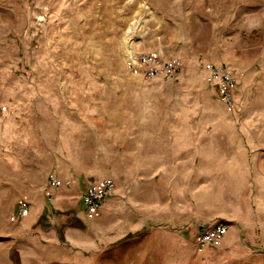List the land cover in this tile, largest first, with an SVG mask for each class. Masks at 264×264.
I'll list each match as a JSON object with an SVG mask.
<instances>
[{
	"label": "rangeland",
	"instance_id": "1",
	"mask_svg": "<svg viewBox=\"0 0 264 264\" xmlns=\"http://www.w3.org/2000/svg\"><path fill=\"white\" fill-rule=\"evenodd\" d=\"M131 51L177 59V68L132 70ZM207 63L232 73L233 104ZM14 101L29 106L26 121L50 115L52 104L81 113L83 145L148 177L126 192L141 200L142 216L153 215L141 229H153L152 244L128 264H169L181 233L192 239L231 204L259 220L264 213V0H0V104ZM153 190L174 219L151 213ZM196 202L207 217L181 227ZM13 207L0 194V264H71L65 242L28 245Z\"/></svg>",
	"mask_w": 264,
	"mask_h": 264
},
{
	"label": "crops",
	"instance_id": "2",
	"mask_svg": "<svg viewBox=\"0 0 264 264\" xmlns=\"http://www.w3.org/2000/svg\"><path fill=\"white\" fill-rule=\"evenodd\" d=\"M50 106V115L26 121L25 117L29 115L24 118L23 115L29 106H21L16 101L0 104L3 110L0 116V156L6 164L0 171V194L7 204L14 206L12 211L18 198L28 200L27 211L19 215L20 231L28 238L27 244L40 247L45 243L59 248L60 243L65 242L73 251L71 264H128L141 260L139 253H146L147 247L150 248L153 233L151 228L141 229L144 221L153 215L142 216L141 200H136L137 197L126 190L135 188L136 182L148 177L140 179L139 174L118 168L124 157L107 158L103 151L101 154L90 151L83 145L87 140L84 138L88 124L85 116L69 114L68 109L58 107H55V114L54 105ZM26 141L32 146L30 156L23 154ZM121 149L119 146L117 150ZM143 154L148 155V151ZM157 162L155 158L151 164ZM112 163L111 167L116 169L106 168ZM256 163L260 164L258 158ZM151 168L150 179L151 175L158 174V167ZM257 170L261 173L259 168ZM52 177L59 180L60 185L52 184ZM105 178L112 179L116 186L104 196L98 207L88 212L81 194L89 185ZM258 181L257 186L263 187V180ZM158 196L160 193L151 191V197H154L151 213H156V219H174L168 215L170 209L165 203L168 201L155 200ZM196 204L195 207H186V210L195 212L181 213L178 221L181 227L198 224L207 217L198 202ZM236 205L231 204L230 212L218 214L222 217L209 221L229 224L221 241L200 246L197 240L199 231L192 239L181 233L179 245L174 243L168 251L169 264H264V213L259 220L252 210L248 209L244 214L241 206L237 209ZM143 207L147 206L143 204ZM215 215L211 213L210 217ZM256 227L261 230V238H254ZM256 242L263 246V251L254 248ZM57 261L53 263L57 264Z\"/></svg>",
	"mask_w": 264,
	"mask_h": 264
},
{
	"label": "built area",
	"instance_id": "3",
	"mask_svg": "<svg viewBox=\"0 0 264 264\" xmlns=\"http://www.w3.org/2000/svg\"><path fill=\"white\" fill-rule=\"evenodd\" d=\"M129 68L132 70H142L147 72L149 75H153L158 70L163 67L166 70L174 71L177 68L178 60L171 62H163L160 60L157 55L147 52H135L131 51L127 55L126 59ZM160 67V68H159ZM159 68V69H158ZM207 68L211 72L213 76H221L222 77V88H223V96L227 103L233 104L234 92L233 85L235 78L232 73L226 70L225 67L221 65V67L214 66L211 63H207ZM3 110L0 108V116L2 115ZM51 183L58 186L60 185V181L51 178ZM116 186V183L110 178H105L99 181L96 184L89 185L87 189L82 192V199L86 205L88 212L93 211L96 207H98L102 201L104 200V196L111 190H113ZM17 214H23L27 211L29 207V202L24 197H20L17 200ZM202 229H200L197 240L200 246H204L206 244L218 243L221 241L220 239L226 234L229 224L225 221H214L211 222L210 225L206 224Z\"/></svg>",
	"mask_w": 264,
	"mask_h": 264
},
{
	"label": "bare ground",
	"instance_id": "4",
	"mask_svg": "<svg viewBox=\"0 0 264 264\" xmlns=\"http://www.w3.org/2000/svg\"><path fill=\"white\" fill-rule=\"evenodd\" d=\"M218 121H216V123H217Z\"/></svg>",
	"mask_w": 264,
	"mask_h": 264
}]
</instances>
